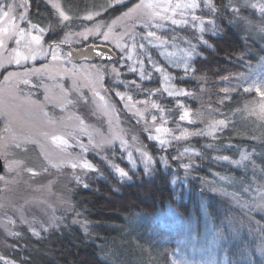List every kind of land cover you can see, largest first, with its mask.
I'll list each match as a JSON object with an SVG mask.
<instances>
[{
    "label": "rangeland",
    "instance_id": "rangeland-1",
    "mask_svg": "<svg viewBox=\"0 0 264 264\" xmlns=\"http://www.w3.org/2000/svg\"><path fill=\"white\" fill-rule=\"evenodd\" d=\"M41 1L50 10L52 18L45 27L38 26L37 29H31L32 35L41 36L40 45L34 43L32 45L36 51V59L22 60L19 65L15 62L9 63L11 48L15 47L14 41L7 42L9 48L0 49V157L3 162V169L0 172L2 177L0 179V264H19L18 258L23 254V250L27 249L28 241L40 239L50 231H58L67 226H75L83 230L87 228V222L83 221L73 209L70 188L72 183L77 182V178L90 170L80 166L73 168V163L79 165L83 160L91 163L88 159L90 156L101 160H105L102 157H107L106 160L114 175L119 180L127 181L128 178L121 179L112 165H115L116 157L129 162L131 157V161L145 169L142 152H147L149 156L150 154L140 135L164 139L168 142L167 146L176 145L174 154L181 162V168L185 169L182 167L183 164L195 166L197 163L194 157L199 158V155H195L198 151L185 142L189 139H199L203 135H189L184 138L182 133H208L212 131L210 125L217 121L226 120L229 124V122L235 123L237 119H244L247 129L242 127L241 131L246 130V133H251L252 129L261 131L264 128V120L258 115L264 100L255 88L247 92L251 93L250 98L240 99L243 102L239 104L240 109H237L240 118L233 120L232 113L227 116L222 111L216 112L206 107L203 109L199 103L198 109L194 111L186 106L188 117L181 120L182 114L175 123L171 122L172 116L168 111L152 107L151 103L154 100L153 96L148 94L150 91H147L141 99L145 102L135 101L132 96L122 92L119 78L120 65L115 63L123 62L127 56L130 58L140 52L139 48L131 46L133 38L128 37L134 34L146 37L148 31L159 32L161 27H179L172 25L170 20H154L153 24L156 26L145 27L143 21L147 17L143 12L134 13L132 19L122 18V14L140 3V0L113 17L103 16L107 8L128 0L105 1L96 10L80 15L78 20L63 8L61 0ZM8 2L19 5L25 0H8ZM157 2L166 3L168 0H157ZM170 2L174 5L190 0H170ZM231 2L235 6H250L255 10V20L244 25L249 30L252 42L259 44L257 42L264 34L259 31L264 19L261 17L259 6L264 5V0H231ZM53 3L59 4L60 10L70 18L63 25L58 10L52 7ZM197 3L201 7L195 11L177 9L173 13L169 9L164 14L176 20H186L193 15L199 16L203 0H197ZM253 4L257 7H252ZM32 6L33 2L27 0L25 6L17 7L15 12L16 23L26 31L30 29V24H34L30 21V13L34 12ZM182 11L185 13L183 16L180 15ZM20 13H26L27 19L19 20ZM88 15H92L93 18L85 19ZM117 18L121 19L117 20ZM114 21L117 23L112 27L109 38L105 40L103 34L109 30V26L113 25ZM96 25L102 27L99 31L88 35L87 39L80 35L86 29L95 30ZM38 29L44 31L40 32ZM87 44L107 45L116 54L119 52L117 61L104 63L84 58L75 60L71 57V49ZM53 48L57 56L56 60L52 59ZM21 51L26 50L21 49ZM235 61L238 66L245 63L240 58H235ZM244 65L241 73L243 79L237 75L227 80L224 85L231 89L235 85L240 87L244 84L246 88L264 83V54ZM113 69H116V72H113ZM10 73L13 75L5 80ZM117 93H120L123 99ZM190 95L186 97L189 98ZM184 96L182 95V99L185 98ZM128 97L131 99L129 100ZM154 116L155 120H153ZM157 128H160L161 132L157 133ZM219 131L221 130L217 129L212 131V135L204 136L211 138ZM244 135L245 138H249V135ZM121 139L126 142V147H122ZM107 140H110L111 144H103L101 148L93 146ZM84 148H87V151H84ZM253 148L252 143H247L242 146L240 153L234 159L232 157L227 161L219 159L224 166L226 164L234 170L243 172L245 178L234 181L230 174L222 177L215 174L214 182L224 189L234 186L235 192L224 189L221 191L216 186L213 187L212 192L228 194L227 196L233 199L236 205L244 204L251 209L254 205L264 210V176L259 175L257 165L253 167V159L264 166V154L256 152ZM107 150L109 153L106 152ZM242 153L251 154V160H245L240 165L232 163L240 160ZM150 166L151 162L148 164V169ZM175 183H181V179L172 176L171 184ZM152 218L153 222H160L170 229H175L176 233H181L182 237H176V246L172 254L174 264H224L222 261L224 253L218 248L220 244L218 232L209 222L205 209L201 210L200 223L194 225L188 221L189 217L180 216L172 205L159 210ZM33 231L38 232L39 235H34ZM261 241L264 242L262 239Z\"/></svg>",
    "mask_w": 264,
    "mask_h": 264
},
{
    "label": "trees",
    "instance_id": "trees-1",
    "mask_svg": "<svg viewBox=\"0 0 264 264\" xmlns=\"http://www.w3.org/2000/svg\"><path fill=\"white\" fill-rule=\"evenodd\" d=\"M31 1L34 12L30 11V21L45 27L52 18L50 10L41 0ZM105 1L112 0H61L63 8L76 20ZM136 1L113 5L103 16H117ZM211 2L220 11L212 13L202 6L200 20L188 18L185 25L161 27L155 32L159 40L140 34L128 37H134L131 46L139 48L140 52L115 63L120 65L122 92L135 101L145 102L141 99L150 91L148 94L153 96V103L168 111L174 123L186 111V106L194 111L199 103L203 109L222 111L227 116L232 113L233 120L240 118L237 111L243 103L240 99L250 98L251 93L244 91V84L231 89L224 84L240 75L246 62L264 54V34L260 36L259 44L252 42L244 25L256 17L250 6H235L228 0ZM233 8H239V17L244 19L234 22ZM201 27L205 29L203 32L199 31ZM191 46H195V53L188 56ZM235 58L245 63L238 66ZM186 64L191 68L187 72ZM157 67L162 71H156ZM165 75L170 79L165 80ZM165 88L183 89L191 95L189 98L185 95L183 99L182 95L169 96ZM234 122H229L211 138L203 135L185 142L200 154L199 158L194 157L197 165L191 164L187 170L182 169L181 162L176 159V145L162 148L159 141L145 135H140V139L152 158L147 172L141 165L135 163L133 167L132 162L120 157L114 160L115 165L128 172L131 178L127 181L114 175L108 160L88 157L97 171L82 175L79 183H72L70 188L73 209L87 222V228L67 226L28 241L27 249L18 258L19 264H174L172 254L176 237H182L181 233L153 222L152 218L168 205H172L180 216L189 217L192 225L200 223L201 210H206L209 222L218 232V248L224 253H221L224 264H264V242H260L264 240V210L254 205H250L252 209L244 204L236 205L228 194L212 192L214 186L221 191L224 189L214 182L216 175L230 174L234 181L245 178L243 172L224 166L217 157L225 155L234 159L247 143H252L253 150L264 154V128L246 133V130L241 131L242 127L246 128L244 119ZM162 157L167 159V164L162 162ZM253 162L259 168V175L264 176V166L257 160L253 159ZM172 176L179 177L181 183L172 185ZM224 190L235 192L234 186Z\"/></svg>",
    "mask_w": 264,
    "mask_h": 264
},
{
    "label": "snow or ice",
    "instance_id": "snow-or-ice-1",
    "mask_svg": "<svg viewBox=\"0 0 264 264\" xmlns=\"http://www.w3.org/2000/svg\"><path fill=\"white\" fill-rule=\"evenodd\" d=\"M26 2H27V0H25V2L22 4L16 5L15 3H9L8 0H0V49L9 48L10 45L7 42L8 41H14L15 47L11 48L9 63L15 62L17 65H19L22 60H28L29 58H31L33 60L36 59V51L32 47V45H33V43L36 45H40V41H41L40 35H32V32H31V29H37L38 28V26L36 24H30V29L26 31L25 28L21 27L18 23H16V20H17V16L15 15L16 8L17 7H24ZM116 2H121V0H116ZM230 2H231V0H230ZM109 6H111V5H109ZM52 7L58 10L62 25L64 22H67L70 20L69 16L66 15L64 11L60 10L59 4L53 3ZM199 7H201V5L199 3H197V0H190V2H186V3H176L174 5L171 4L170 0H168V2H166V3H160V2H157V0H140V3L134 5V7L132 9H129L127 12L123 13L122 18L132 19L134 13L143 12L144 15L147 17L143 21V25L145 27L156 26L153 24L154 20H170L172 25L181 26V25L187 24V21L186 20H176V19L172 18L171 16L165 15L164 13H167L169 11V9H171V11L173 13H175L177 9H192L193 11H195ZM203 7L209 9L210 12H212V13H216V12L220 11L211 2V0H203ZM252 7L255 8V7H257V5L253 4ZM157 9H161V11H157ZM232 11L235 14L234 22H239V20L244 19L243 17H239V12H240L239 8H233ZM259 11H260L261 17L264 18V5L259 6ZM184 14L185 13L183 11L180 13L181 16H183ZM95 15H99V13H95ZM18 18L21 21L26 20L27 19L26 13H20ZM92 18H93L92 15H88L85 17V19H88V20H91ZM120 19L121 18H117V20H120ZM192 19L194 21H196V20H200V17L193 15ZM116 23H117V21H114L113 25L109 26V30L103 34L105 40H107L109 38V35L111 33V29ZM201 23H203V22L201 21ZM101 27H102V25H96L95 30L86 29V31L84 33H81L80 35H82L85 39H87L88 35L93 34L94 31H99V29ZM38 30L40 32L44 31V29H38ZM204 30L205 29L203 27H201L199 29V31H201V32H203ZM259 31L264 32V19H262V23L259 26ZM147 37H154L157 40L160 39V37L157 36L154 31H148L146 34V37H144V38H147ZM173 39H175V37H173ZM204 43H206V41ZM140 47L143 48L144 45L141 44ZM21 49H24L26 51H21ZM193 53H195V46H191V51H189L187 53V55L192 56ZM52 59L53 60L57 59L54 48L52 49ZM131 70L135 71V69H131ZM189 70H191L190 65L186 64L185 65V71L187 72ZM156 71L159 72V71H162V69L157 67ZM113 72H116V69H113ZM11 75H13V74L10 73L8 77H5V80H8ZM143 78H144V75H143V72H141V79H143ZM164 78H165V80L170 79V77H168L167 75H165ZM240 78L243 79L242 74H240ZM224 79H227V77H225ZM25 83H27V81H25ZM254 88H255L256 92L258 93V95L261 97V99L264 100V83H261L258 86L257 85H251L249 87H246L244 89V91L245 92H251V91H253ZM165 91L168 92L169 96L190 95V93L185 92L183 89L169 90L168 88H165ZM225 91H227V90H225ZM117 95L120 96L121 99H123V96L120 93H117ZM101 99H103V97H101ZM128 99L130 100L131 97H128ZM152 107L157 108L158 105L153 103ZM188 115H189V113L187 111H185L183 113V115L180 117V119L184 120L186 117H188ZM258 115H259L260 119L264 120V104H261L260 112ZM155 119H156V117L154 116L153 120H155ZM227 126H228L227 121L221 120V121L215 122L213 125H210V128L212 129V131H215L217 129L223 130ZM156 131H157V133H159V132H161V129L157 128ZM165 131H167V130H165ZM212 131H210L208 133H204V132L188 133V132H185V133H182V137L186 138L189 135H205V134L212 135ZM149 139L155 140V139H159V138L150 135ZM177 139H179V137ZM90 143H91V141H90ZM159 143H160V146L163 148L168 142L164 139H159ZM103 144H111V141L110 140L101 141L100 143L95 144L93 146L96 148H101ZM121 145H122V147H126V142L123 141L122 139H121ZM84 151H87V148H84ZM185 151L187 152V149ZM142 155L145 159V172H147L148 171V164L151 162L152 158L148 155L147 152H142ZM183 155L184 154L182 153L181 156H183ZM195 155H200V154L195 153ZM102 158L107 159V157H102ZM217 158L223 159L225 161L229 160V157H227V156L217 157ZM161 159H162V162L164 164H167V159H165L163 157ZM174 159H175V157H174ZM245 160H251V154L242 153L240 160L232 161V163L240 165ZM130 162H132L133 167H135V163H134V161H131V157H130ZM78 166H80L84 169L90 170V171H97L96 167L92 163L88 162L87 160H83L82 163H80L79 165L77 163L72 164L73 168H76ZM112 167L114 168V171L121 177V179H124V178L130 179L131 178L128 176V172H126L125 170H123L119 166L112 165ZM182 167H184L187 170L189 168V165L183 164ZM253 167H255L254 162H253ZM0 179H2V177H0ZM77 182L79 183V178H77ZM84 187L87 188L88 185L85 184ZM33 234L37 235V236L39 235V233L35 232V231H33Z\"/></svg>",
    "mask_w": 264,
    "mask_h": 264
},
{
    "label": "water",
    "instance_id": "water-1",
    "mask_svg": "<svg viewBox=\"0 0 264 264\" xmlns=\"http://www.w3.org/2000/svg\"><path fill=\"white\" fill-rule=\"evenodd\" d=\"M73 59H87L89 61L113 62L117 58L116 52L104 44H87L70 50ZM3 169V162L0 157V172Z\"/></svg>",
    "mask_w": 264,
    "mask_h": 264
},
{
    "label": "flooded vegetation",
    "instance_id": "flooded-vegetation-1",
    "mask_svg": "<svg viewBox=\"0 0 264 264\" xmlns=\"http://www.w3.org/2000/svg\"><path fill=\"white\" fill-rule=\"evenodd\" d=\"M113 62H115V61H113ZM108 63V62H107ZM110 63V62H109ZM112 63V62H111Z\"/></svg>",
    "mask_w": 264,
    "mask_h": 264
}]
</instances>
